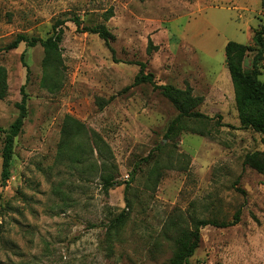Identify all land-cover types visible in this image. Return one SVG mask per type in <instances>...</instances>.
Listing matches in <instances>:
<instances>
[{
  "label": "rangeland",
  "instance_id": "1",
  "mask_svg": "<svg viewBox=\"0 0 264 264\" xmlns=\"http://www.w3.org/2000/svg\"><path fill=\"white\" fill-rule=\"evenodd\" d=\"M263 13L262 0H0L8 88L0 100V171L22 86L27 95L10 178L0 183V264H164L180 230L195 220L231 222L237 210V224L200 230L188 264H264V176L242 165L264 145L239 129L224 58L227 42L251 44ZM73 17L81 28L103 25L110 49L78 31ZM58 20L63 39L47 68L39 44L3 50L17 35L47 39ZM139 63L157 85L189 86L210 121L186 122L166 139L177 112L150 85H133ZM260 66L264 82V54ZM66 116L83 131L64 148ZM107 173L121 185L104 189ZM122 210L126 219L113 228Z\"/></svg>",
  "mask_w": 264,
  "mask_h": 264
},
{
  "label": "trees",
  "instance_id": "2",
  "mask_svg": "<svg viewBox=\"0 0 264 264\" xmlns=\"http://www.w3.org/2000/svg\"><path fill=\"white\" fill-rule=\"evenodd\" d=\"M262 6L264 8V0H262ZM70 21L76 26L78 31L98 35V37L103 40L105 46L110 49L109 33L103 25L93 27L83 26L81 28V20L79 17H73ZM64 23V21H56L52 27V35L45 40L17 35L3 48V50H14L21 43L26 47H34L39 44L44 52L42 66L43 68H47L52 62V57L56 56L59 45L62 42V26ZM248 53H254V55L250 63V68L244 69V60ZM263 54L264 13L259 28L253 31L251 44L243 45L229 41L224 47L225 65L232 85L239 129L250 130L259 134L264 145V82L259 78L261 75L260 64L263 60ZM21 57H23V55H21ZM24 66L26 65L24 64ZM139 66L140 69L134 77L133 85H150L153 90L158 91L161 96L167 99L177 112V115L170 122L164 135L166 139L172 138L179 131H182L186 122L194 121L197 123H205L206 121H210L211 118L197 111V107L202 103V99L193 96L192 90L189 86L181 90L168 84L157 85L152 74L144 73L145 65L139 63ZM7 91L6 70L0 66V100L6 98ZM20 94V100L15 104V107L18 110L17 116L7 130H5V137L1 151L0 183L2 187L6 185L10 178L14 139L20 134L23 121L27 115V95L24 91V86L20 88ZM99 103L100 107H103L105 104L102 100H100ZM82 131V124L70 116H66L61 128L62 146L64 148L67 147L73 141L74 137L81 134ZM195 131L200 135L207 134L199 129H196ZM168 165L170 166V163ZM242 165L264 176V149L262 151L246 153L243 157ZM103 167L105 168L104 164ZM138 167V164H136L130 173L129 180L123 182L124 193L128 192L130 184L134 181ZM150 174L153 175L154 183H156L160 176L158 169L155 170V172L151 171ZM101 181L103 182L104 189L110 188L114 185H121L120 183L115 182L112 173L103 174ZM126 207H128V205H126ZM126 212V210H122L113 220H111L113 228L123 224L126 219ZM239 215L240 210H237L234 214L233 220L227 223L216 222L213 220H195L191 229H182L178 232L174 240L175 249L173 254L164 264H188L189 259L192 257L200 243V230L202 228L206 226H213L215 228L231 227L238 223Z\"/></svg>",
  "mask_w": 264,
  "mask_h": 264
}]
</instances>
